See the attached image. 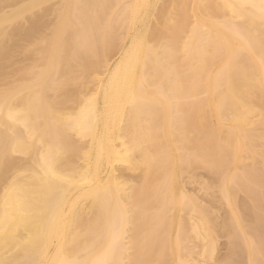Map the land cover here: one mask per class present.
Returning a JSON list of instances; mask_svg holds the SVG:
<instances>
[{
    "label": "bare ground",
    "instance_id": "1",
    "mask_svg": "<svg viewBox=\"0 0 264 264\" xmlns=\"http://www.w3.org/2000/svg\"><path fill=\"white\" fill-rule=\"evenodd\" d=\"M0 264H264V0H0Z\"/></svg>",
    "mask_w": 264,
    "mask_h": 264
},
{
    "label": "rangeland",
    "instance_id": "2",
    "mask_svg": "<svg viewBox=\"0 0 264 264\" xmlns=\"http://www.w3.org/2000/svg\"><path fill=\"white\" fill-rule=\"evenodd\" d=\"M198 174L201 176V178L202 177H204L205 178V175L203 174V172H198ZM199 176V177H200ZM185 180H183V182H184ZM186 184V185H185ZM188 184V185H187ZM184 185H185V187L187 188L186 190L188 191V193H190V195L192 194V195H195V196H198V197H200V199L202 198H207V199H209V201L213 204V206H214V208H213V211L218 215V217L220 218L219 220L221 221V219L224 217V216H226L225 214V206L224 205H222L221 203H220V200H219V194L217 193V191H216V189L214 188V190H204L203 189V185L201 186V185H199L198 183H196V185L195 184H193V185H191V184H189V180L188 179H186V181H185V183H184ZM191 192H190V191ZM207 192H209L210 194H208ZM245 199V197L244 196H241V200H244ZM218 244H219V249H220V252L222 253V254H224V253H226V251H227V238L225 237H223V236H220L219 237V242H218ZM237 257L235 256L234 257V259H236ZM238 259V258H237Z\"/></svg>",
    "mask_w": 264,
    "mask_h": 264
}]
</instances>
